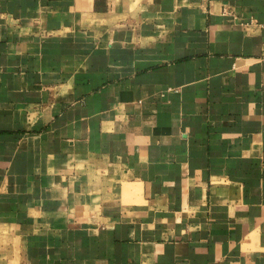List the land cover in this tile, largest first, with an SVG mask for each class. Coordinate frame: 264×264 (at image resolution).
I'll list each match as a JSON object with an SVG mask.
<instances>
[{
	"label": "crops",
	"instance_id": "0c3cea01",
	"mask_svg": "<svg viewBox=\"0 0 264 264\" xmlns=\"http://www.w3.org/2000/svg\"><path fill=\"white\" fill-rule=\"evenodd\" d=\"M0 264H264V0H0Z\"/></svg>",
	"mask_w": 264,
	"mask_h": 264
}]
</instances>
